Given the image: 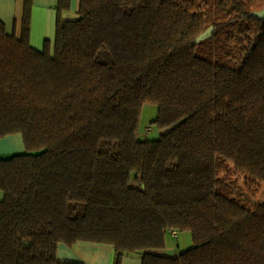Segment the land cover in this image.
<instances>
[{
	"label": "trees",
	"instance_id": "obj_1",
	"mask_svg": "<svg viewBox=\"0 0 264 264\" xmlns=\"http://www.w3.org/2000/svg\"><path fill=\"white\" fill-rule=\"evenodd\" d=\"M70 0H59L58 14ZM264 0H80L53 44L0 21V264L111 245L114 264H264ZM210 26L214 34L196 38ZM144 104L157 139H142ZM193 246L170 257L168 230Z\"/></svg>",
	"mask_w": 264,
	"mask_h": 264
},
{
	"label": "crops",
	"instance_id": "obj_2",
	"mask_svg": "<svg viewBox=\"0 0 264 264\" xmlns=\"http://www.w3.org/2000/svg\"><path fill=\"white\" fill-rule=\"evenodd\" d=\"M80 0H70L68 10L58 14L59 0H32L29 40L32 47L41 50L46 40L53 44L58 15L62 20H73L78 16ZM24 0H0V21L9 33L21 34V18ZM23 139L9 135L0 140V157L6 153H19L23 150ZM2 193L0 192V199ZM115 252L111 245L78 242L73 246L60 244L57 257L60 260L82 262V264H114ZM120 264H141V255L126 254Z\"/></svg>",
	"mask_w": 264,
	"mask_h": 264
},
{
	"label": "rangeland",
	"instance_id": "obj_3",
	"mask_svg": "<svg viewBox=\"0 0 264 264\" xmlns=\"http://www.w3.org/2000/svg\"><path fill=\"white\" fill-rule=\"evenodd\" d=\"M156 113H157L156 105L154 104L143 105L140 116V132H139L140 138L149 139V140L157 139L164 132V130L158 129L153 123V120L156 117ZM147 128H150V131H147ZM14 135H18L22 137L21 134H14ZM22 143H23V150L21 152H24L25 144L23 141ZM13 154H15V152L3 154L2 157L11 156ZM0 192L2 193L3 196V191L1 189ZM262 199H264V186H262L257 196V200H262ZM193 244L194 243L192 239V234L189 231H178L177 237L172 235L170 231H167L165 233V247L163 249H157L155 251L166 256L175 257L178 256L181 252L192 247ZM130 254L141 255L138 252H133Z\"/></svg>",
	"mask_w": 264,
	"mask_h": 264
},
{
	"label": "water",
	"instance_id": "obj_4",
	"mask_svg": "<svg viewBox=\"0 0 264 264\" xmlns=\"http://www.w3.org/2000/svg\"><path fill=\"white\" fill-rule=\"evenodd\" d=\"M252 17L258 18V19H264V8L260 10H256L252 12ZM214 34V26H210L208 29H206L202 34H200L196 38V42H201L209 37H211Z\"/></svg>",
	"mask_w": 264,
	"mask_h": 264
},
{
	"label": "built area",
	"instance_id": "obj_5",
	"mask_svg": "<svg viewBox=\"0 0 264 264\" xmlns=\"http://www.w3.org/2000/svg\"><path fill=\"white\" fill-rule=\"evenodd\" d=\"M147 131H150V128H147ZM168 231H170L171 234L174 235L175 237L178 236V231H177V230H173V229H171V230H168Z\"/></svg>",
	"mask_w": 264,
	"mask_h": 264
}]
</instances>
